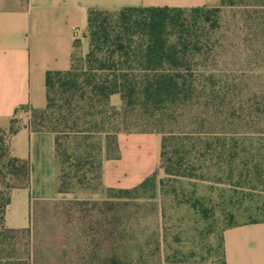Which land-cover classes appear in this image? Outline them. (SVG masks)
Returning a JSON list of instances; mask_svg holds the SVG:
<instances>
[{"label":"trees","instance_id":"trees-1","mask_svg":"<svg viewBox=\"0 0 264 264\" xmlns=\"http://www.w3.org/2000/svg\"><path fill=\"white\" fill-rule=\"evenodd\" d=\"M227 6L263 10L264 0H220V4L213 8L132 6L120 10L90 9L88 18L90 49L85 58L87 66L82 65L77 68L73 62L70 70L49 71L46 76L47 106L32 110V128L49 130L56 135L58 190L71 191L83 188L85 177L78 174L79 168L84 164L81 160L83 158L79 155L75 156L77 169L73 175L70 171L64 172L65 168L61 167L63 162L71 158L61 150L62 135L104 133L106 155L108 157L119 155L117 141L119 130L114 129L115 122L111 120V116L105 114L109 110L116 114L122 112L111 102L114 94H120L124 108L141 106L148 110H161L166 105L193 102L199 91L196 81L200 77H208L211 82L214 78L212 74L207 75L211 70L206 63L214 51L205 50L201 46L200 37L193 32L194 27L198 28L203 20L217 21L219 13ZM77 44L78 41L76 46ZM198 56L206 61L197 62ZM200 92L202 93L197 97L209 98L206 85L200 87ZM218 100L225 104L224 96ZM198 105H201L200 114L207 117L210 114L211 103L198 101ZM97 107H101V110H96ZM18 122L19 120L14 117L8 130L0 128L1 156L7 155L9 163L17 173L24 172L27 176L29 169L27 162L12 156L7 143V137L19 130ZM162 132L161 167L165 168L167 175L190 177L195 175L183 169L184 163H181L180 167L174 164L168 150L171 136ZM246 139L243 132L236 129L225 132H199L195 137L194 151L197 159L216 157L221 164L226 163L231 174L230 178H234L239 173L240 179H248L251 171L259 172L261 175L262 168L260 164L252 166L253 154L245 145ZM97 146L98 154H103L100 141ZM112 151H115L113 155ZM191 152L186 150L182 162L188 161ZM62 155L67 158L63 159ZM102 160L103 157L97 165L95 176L98 185H100ZM197 169L195 166L192 171ZM73 177L78 178L80 187L68 184ZM156 182L154 174L134 188L110 189V197L117 198L114 200L61 202V205L69 209L72 215L67 219L75 222L73 228L77 236L76 242L70 249L72 256L69 264H163L149 260L145 245L129 241V238L134 237L129 222L135 212L131 208L140 205L138 199L147 197L148 191L156 190ZM242 182H235V188L232 189L241 198L235 208L237 212L241 211L246 221L227 224L224 230L241 224L264 222V203H259L264 189L255 184H250L248 191L238 189L244 186ZM160 184L161 193L165 197L168 193L167 180L162 179ZM151 197L154 195L152 194ZM1 198L0 237L27 232L29 255L32 259L39 262L43 260L42 264H53L48 252L54 244L53 241L45 239V243L41 245L37 243V239H31L33 229L31 226L19 229L4 226L6 208L11 199L9 194ZM233 214L234 211L231 212V215ZM223 232L220 236V247L224 257L222 264H227ZM44 249L45 254L41 253ZM156 249L159 251L162 249L160 240L153 255ZM165 264L174 263L166 257Z\"/></svg>","mask_w":264,"mask_h":264},{"label":"rangeland","instance_id":"rangeland-1","mask_svg":"<svg viewBox=\"0 0 264 264\" xmlns=\"http://www.w3.org/2000/svg\"><path fill=\"white\" fill-rule=\"evenodd\" d=\"M217 19L203 20L193 30L200 37L201 46L205 50L214 51L206 62L211 70L207 75L212 74L214 78L211 82L208 77H200L196 81L199 91L192 103L166 105L161 110H148L141 106L124 108L120 94H115L111 102L122 112L116 114L109 110L105 113L111 116L115 122L114 129L119 132L155 130L161 131L163 136L164 131L171 136L168 150L174 164L180 167L184 163L183 169L195 174L192 177L170 176L160 166L155 174L156 190L148 191L147 197L138 199L141 204L131 208L135 212L129 222L134 237L129 238V241L145 245L149 260L154 262L165 264L166 257H169L174 264H222L224 257L220 236L224 228L227 224L246 221L241 211L237 212L235 208L241 198L233 192L234 183L243 181L244 186L238 189L247 191L250 184L264 189V9L227 6ZM77 45L75 67L87 66L85 58L90 45L87 52H84L80 41ZM196 60L206 61L199 56ZM203 85L207 86L209 98L197 97L202 93L200 87ZM222 96L225 97V104L218 100ZM198 101L211 103L207 117L200 114L202 111ZM96 110H101V107ZM233 129L243 132L247 138L245 145L252 151V166L260 164L261 175L251 171L249 180L240 179L239 173L230 178L229 167L226 163L221 164L218 158L197 159L194 141L199 132H225ZM62 136L61 150L71 156L69 161L61 164L65 168L64 172L70 171L72 175L75 173V156L79 155L84 164L78 174L85 176L84 187L80 189H99L95 176L97 165L106 153V135L82 133ZM98 141L103 147L101 155L97 150ZM1 147L0 143V200L4 195H10L13 188L24 186L27 181L24 172L18 174L11 166L7 155L1 156ZM186 150L192 152L188 161L182 162ZM114 153L112 151V155ZM61 157L67 158L63 155ZM195 166L197 171H192ZM164 178L168 190L165 197L161 193L160 184ZM68 184L81 186L75 177ZM152 194L154 197H151ZM262 196L260 204L264 203V192ZM233 211L235 214L231 215ZM71 216L69 209L56 203L44 204L34 214L31 239H37L41 245L45 239L54 242L48 251L53 264L71 262L70 249L77 237L73 228L75 222L67 219ZM159 240L162 249H156L153 255ZM0 250V264H42L43 261H34L29 255L27 232L1 236ZM41 253L45 254V249Z\"/></svg>","mask_w":264,"mask_h":264},{"label":"crops","instance_id":"crops-1","mask_svg":"<svg viewBox=\"0 0 264 264\" xmlns=\"http://www.w3.org/2000/svg\"><path fill=\"white\" fill-rule=\"evenodd\" d=\"M219 4L220 0H0V128L8 130L12 118L19 119L20 128L7 143L11 155L25 160L29 168L26 184L10 192L7 228L30 227L37 208L47 203L117 199L110 197V189L134 188L160 169L161 133L119 132V155L105 153L99 189L58 190L56 135L32 128V110L47 106V73L72 68L76 42L88 51L90 9ZM223 237L227 264H264V222L229 227Z\"/></svg>","mask_w":264,"mask_h":264},{"label":"built area","instance_id":"built-area-1","mask_svg":"<svg viewBox=\"0 0 264 264\" xmlns=\"http://www.w3.org/2000/svg\"><path fill=\"white\" fill-rule=\"evenodd\" d=\"M76 35H77V33H76Z\"/></svg>","mask_w":264,"mask_h":264}]
</instances>
